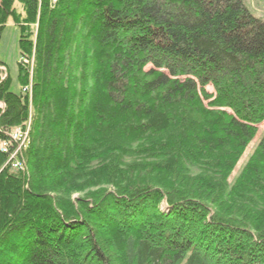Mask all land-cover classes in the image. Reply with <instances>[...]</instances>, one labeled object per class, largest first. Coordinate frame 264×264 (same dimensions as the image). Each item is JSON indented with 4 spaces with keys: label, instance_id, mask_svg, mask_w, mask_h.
Wrapping results in <instances>:
<instances>
[{
    "label": "trees",
    "instance_id": "trees-1",
    "mask_svg": "<svg viewBox=\"0 0 264 264\" xmlns=\"http://www.w3.org/2000/svg\"><path fill=\"white\" fill-rule=\"evenodd\" d=\"M11 20L0 140L32 78L36 114L23 171L0 154V264H264V22L242 0H0V40ZM132 140L154 167L128 163ZM86 182L115 189L68 198Z\"/></svg>",
    "mask_w": 264,
    "mask_h": 264
},
{
    "label": "rangeland",
    "instance_id": "rangeland-1",
    "mask_svg": "<svg viewBox=\"0 0 264 264\" xmlns=\"http://www.w3.org/2000/svg\"><path fill=\"white\" fill-rule=\"evenodd\" d=\"M246 8L258 19L264 22V0H242ZM32 34L34 36L36 35V30H37V25H34L33 27ZM19 37H20V31L19 28L13 24L12 20L9 21V23L6 25L2 38L0 40V60L5 64V66L0 67V71H2V79H5L7 75H9L11 79V90L15 93L20 91V85H19V80H18V74H19V63H20V49H19ZM29 66V71H30V76L33 75L34 71V65H35V60L34 56L32 59L27 60L25 62ZM151 68V67H149ZM33 78L30 79L29 86H26V92L29 94L30 97V105H29V112L27 115L26 120L23 122V125L19 127H15L9 132L5 134V138L0 140V146H5L6 150L8 152L6 154H3L6 157V166H11L13 168V161H15L14 158L15 154L19 150L20 145L23 142H27L28 145L30 146L31 144V138H32V129H33V124H34V119H35V111L32 107V97H33V84H32ZM207 92L210 94H214V88L212 86L207 87ZM2 108H5L4 105H1ZM89 109H86L88 111ZM232 116H234V113L230 110H227ZM259 129V135L264 132V123L258 126ZM13 137V138H12ZM12 138V139H11ZM260 136H257L244 150V153L242 157L239 159L237 162L231 176L228 178V184L230 187H232L235 184V181L237 177L240 175L242 172L243 168L245 165L248 163L249 159L255 154V152L258 149L259 142H260ZM14 140V144L11 142ZM30 141V142H29ZM125 146L127 149L132 150V156L129 158L130 161H128L129 164H135L134 156H138L139 161L142 159L146 162L148 160L152 162L154 167V163L156 160H154V156L152 155V152L150 151L149 148L147 149H140L139 143H136L135 141H125ZM28 145H26V149L28 148ZM140 151V153H139ZM130 152V151H129ZM147 157H150L146 159ZM136 158V157H135ZM25 159V164L26 163V156L24 152V157L23 161ZM134 159V160H133ZM11 161V162H10ZM10 162V163H9ZM148 164V163H147ZM9 166V167H10ZM146 171H142L141 168L143 167H134V166H129L128 168H132V172L127 175L128 180H131L133 184H146V185H153L155 184H161L162 180L163 182H168L169 179L167 176H162L159 173H154V169L149 166ZM17 170V169H15ZM197 172L194 171L192 174V177H198L199 175H196ZM81 181H84L86 178L83 179L81 178ZM127 180V181H128ZM80 181V180H79ZM109 181V180H108ZM111 182V181H109ZM82 184V183H81ZM155 186V185H154ZM191 187V186H190ZM189 187V188H190ZM115 189L113 185H108L106 182L105 184L101 183H96V182H86L82 186L79 184V191L77 192H72L71 194L68 195V198L77 201L80 198L86 197L89 194H94L95 192L98 191H107L111 192Z\"/></svg>",
    "mask_w": 264,
    "mask_h": 264
},
{
    "label": "built area",
    "instance_id": "built-area-1",
    "mask_svg": "<svg viewBox=\"0 0 264 264\" xmlns=\"http://www.w3.org/2000/svg\"><path fill=\"white\" fill-rule=\"evenodd\" d=\"M11 143L14 144V140ZM26 144H27V142L25 141V142H23L20 145L19 150L17 151V153L15 154V157H14V158H17V159H15V161L12 162L13 163V168H15L17 170H23L22 153H23V150L26 149ZM7 152H8V150H6L5 146L1 145L0 146V153L6 154Z\"/></svg>",
    "mask_w": 264,
    "mask_h": 264
},
{
    "label": "bare ground",
    "instance_id": "bare-ground-1",
    "mask_svg": "<svg viewBox=\"0 0 264 264\" xmlns=\"http://www.w3.org/2000/svg\"><path fill=\"white\" fill-rule=\"evenodd\" d=\"M30 142V141H29ZM26 145H28V143L26 144ZM24 152H25V149L23 150V153H22V157H24ZM11 162V161H10ZM9 162V163H10ZM9 166H10V164H9ZM24 166H25V159H24V161H23V168H24ZM11 167V166H10ZM21 171H23V170H21Z\"/></svg>",
    "mask_w": 264,
    "mask_h": 264
}]
</instances>
